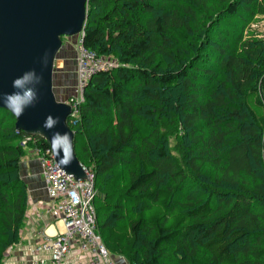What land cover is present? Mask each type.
Returning a JSON list of instances; mask_svg holds the SVG:
<instances>
[{"label":"trees","instance_id":"obj_1","mask_svg":"<svg viewBox=\"0 0 264 264\" xmlns=\"http://www.w3.org/2000/svg\"><path fill=\"white\" fill-rule=\"evenodd\" d=\"M192 2L220 5L209 27L193 30L185 1L89 0L81 41L120 64L69 120L75 153L95 175L98 233L128 264H264V37L246 34L264 0ZM15 122L0 108V264L26 224V148L50 147H23Z\"/></svg>","mask_w":264,"mask_h":264},{"label":"water","instance_id":"obj_2","mask_svg":"<svg viewBox=\"0 0 264 264\" xmlns=\"http://www.w3.org/2000/svg\"><path fill=\"white\" fill-rule=\"evenodd\" d=\"M89 0H0V108L16 118V131L43 138L59 167L77 180L88 178L75 153L68 125L73 108L54 90L63 38L82 37ZM20 81V85H17ZM30 94V95H29ZM17 101L20 111L12 106Z\"/></svg>","mask_w":264,"mask_h":264},{"label":"built area","instance_id":"obj_3","mask_svg":"<svg viewBox=\"0 0 264 264\" xmlns=\"http://www.w3.org/2000/svg\"><path fill=\"white\" fill-rule=\"evenodd\" d=\"M78 57L77 80L73 87L75 91L72 89L71 96L65 101L73 106L69 117L72 125H76L80 117V107L91 79L98 73L118 67L112 57L98 56L85 48L82 41L78 47ZM29 141L36 143L33 137H25L23 146ZM34 155L43 171L49 197V202H40L39 206L46 207L48 214L60 220L63 230L56 235H48L45 231L38 233L37 243L30 245L25 259L16 264H62L75 255L77 249L76 264H116L114 255L106 249L98 233L94 173L87 170L88 178L83 181L68 175L57 165L50 147H36Z\"/></svg>","mask_w":264,"mask_h":264},{"label":"rangeland","instance_id":"obj_4","mask_svg":"<svg viewBox=\"0 0 264 264\" xmlns=\"http://www.w3.org/2000/svg\"><path fill=\"white\" fill-rule=\"evenodd\" d=\"M175 1H185L186 3H188L190 6H194L192 0H175ZM168 7V6H167ZM197 7V8H196ZM220 5H216L213 4V6H211L210 9L208 10H204L201 7L198 6H194V8H196V12L199 13V15H202V20L200 22L194 23V31H197L198 29H203L204 26L209 25V22L214 20V18L219 14L220 9H219ZM169 8V7H168ZM89 11V9H88ZM252 20V19H251ZM256 21H254L251 26L248 28V30L246 31L247 36L250 35L251 33L255 32L256 30L260 29L261 31V38L264 37V15L262 16H256ZM257 23L259 25H257ZM209 27V26H207ZM223 28L225 26H222ZM258 32V31H257ZM184 40V41H183ZM64 42V46L62 48V50L59 52L58 56H57V60H56V71H55V86H54V90L56 91V94L58 95V99H63L64 96H68L71 95L73 90H66L65 87H69L68 85L73 82L74 80H77V69H78V47L80 44V37L76 36V37H70V38H64L63 39ZM177 41L176 39L172 40V48H174V51H177L176 48H179L176 45ZM187 41L185 42V39H182L178 45L183 47H186L187 45ZM202 54H204L203 52H199L198 57L195 59V61L197 60V62H199V60L203 61V57ZM205 56V54H204ZM112 60L116 62V64H120V62L118 61V59H116L114 56H111ZM199 66V65H198ZM63 72H65V74H63ZM75 72V74H74ZM62 78V79H61ZM66 81V82H65ZM64 83V84H63ZM76 84V83H75ZM74 86V85H73ZM72 86V87H73ZM64 87V88H63ZM75 91V90H74ZM149 130V129H146ZM19 144V142H18ZM22 145V144H20ZM178 145H183L182 142V135L181 133H175L173 134V136H171V138L168 141V149L170 151H172L177 157L181 156L180 151H178L179 146ZM75 147V146H74ZM31 151V149L26 148V152H25V157L22 159L21 162V175L23 180L25 181V183H27L26 181V175H25V169L24 166H26V164H28L27 162H29V155L28 152ZM28 159V160H27ZM34 168L37 167L36 165L33 166ZM28 215V213H27ZM27 221V217L25 218ZM25 228V227H24ZM6 257L9 255L8 250L6 251ZM115 257V261L116 264H121L122 261H124L123 258L114 255Z\"/></svg>","mask_w":264,"mask_h":264},{"label":"crops","instance_id":"obj_5","mask_svg":"<svg viewBox=\"0 0 264 264\" xmlns=\"http://www.w3.org/2000/svg\"><path fill=\"white\" fill-rule=\"evenodd\" d=\"M63 74H65V72H63ZM75 83L76 80L71 82L68 85L69 87H65L66 90H72ZM28 155L29 162L24 166L25 175L27 177V186L29 187L28 215H26L27 221L25 228L20 233V235H22L21 243L10 250V254L7 256L4 264H16L22 262L23 259H25L28 247L37 243L38 233L45 231L48 235H56L63 230L61 221L54 218L51 214H48L46 207L42 208L39 206L40 202H49V197L45 187L43 171H41L38 159L32 151H29ZM34 165L37 167L34 168ZM78 252L79 250L77 249L76 254L67 258L62 264H76V255ZM49 264H51V262H49ZM121 264L128 263L124 259Z\"/></svg>","mask_w":264,"mask_h":264},{"label":"clouds","instance_id":"obj_6","mask_svg":"<svg viewBox=\"0 0 264 264\" xmlns=\"http://www.w3.org/2000/svg\"><path fill=\"white\" fill-rule=\"evenodd\" d=\"M16 83L19 86L21 82L20 81H17ZM10 100L12 101V106L14 108H16L17 112L20 111V108H19V106H17V103L16 102L19 101L21 104L26 102L25 99L22 98L21 96L10 97Z\"/></svg>","mask_w":264,"mask_h":264},{"label":"bare ground","instance_id":"obj_7","mask_svg":"<svg viewBox=\"0 0 264 264\" xmlns=\"http://www.w3.org/2000/svg\"><path fill=\"white\" fill-rule=\"evenodd\" d=\"M75 90V89H74ZM68 105V104H67ZM69 106V105H68ZM71 108H73V106H71ZM70 117V116H69ZM67 122L69 123V118H68V120H67ZM32 137V136H31ZM27 145V144H26ZM25 145V146H26ZM25 146H23V147H25Z\"/></svg>","mask_w":264,"mask_h":264}]
</instances>
